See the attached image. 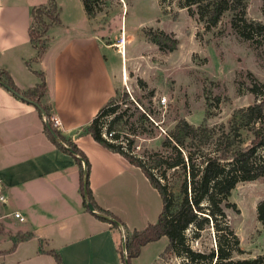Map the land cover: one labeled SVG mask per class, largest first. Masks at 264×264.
<instances>
[{"label":"crops","instance_id":"crops-1","mask_svg":"<svg viewBox=\"0 0 264 264\" xmlns=\"http://www.w3.org/2000/svg\"><path fill=\"white\" fill-rule=\"evenodd\" d=\"M48 1L0 0V70L6 69L22 91L45 81L40 103L47 108L41 113L0 84V180L8 195L0 201V264H56L50 250L61 255L62 264H123L115 228L141 229L151 222L147 213L154 186L139 166L86 129L118 93L128 58L117 49L121 66L107 60L104 45L113 43H104L100 12L90 15L83 0H72L69 21L61 18L50 26L46 49L38 56L29 33L32 10ZM51 115L59 117L57 128L88 156L94 197L121 218L119 225L87 205L76 158L46 131V116ZM16 210L25 220L14 215ZM30 232L14 245L17 234Z\"/></svg>","mask_w":264,"mask_h":264},{"label":"rangeland","instance_id":"rangeland-1","mask_svg":"<svg viewBox=\"0 0 264 264\" xmlns=\"http://www.w3.org/2000/svg\"><path fill=\"white\" fill-rule=\"evenodd\" d=\"M56 1L60 17L69 21L74 13L72 0ZM83 1L94 13L100 12V36L104 43H113L104 45L111 64H122L121 50L115 42L125 31L123 54L128 58L124 62L128 73L119 83L117 98L131 114L125 130L134 138V151L161 149L164 136L182 117L193 125L227 127L235 109L264 97V39L243 38L232 25V9L224 11L216 25L205 29L203 21L189 14L184 0ZM244 2L249 19L264 21L263 0ZM158 31L175 37L176 47L159 48L149 34ZM125 92L129 97H124ZM163 96L165 102H161ZM143 113L147 119L141 116ZM243 137L248 142L250 135L244 131ZM263 197L264 173L237 182L231 190L228 199L235 206L226 207V212L243 250L234 257L264 256V226L256 212V204ZM160 209V195L152 187L147 218L154 222ZM133 221L142 224L137 218ZM115 231L118 244L124 248L126 236L117 227ZM210 243L212 235L204 234L193 241V246L201 249ZM166 245L164 236L154 240L140 250L133 264H181L179 256L163 252Z\"/></svg>","mask_w":264,"mask_h":264},{"label":"trees","instance_id":"trees-1","mask_svg":"<svg viewBox=\"0 0 264 264\" xmlns=\"http://www.w3.org/2000/svg\"><path fill=\"white\" fill-rule=\"evenodd\" d=\"M84 4L92 15L94 11L87 2ZM184 4L189 14L203 21L205 29L216 25L223 12L232 9V25L243 38L264 39V21L246 16L244 0H184ZM32 13L29 33L38 47V56H41L46 49L48 29L61 22L60 10L56 0H49L46 4L35 6ZM262 13L264 15V0ZM158 32L149 34L159 48L172 50L176 47L178 41L175 37L164 31ZM0 79L37 101L46 90L43 81L34 88L22 91L6 69L0 70ZM137 80L144 84L141 78ZM149 91L153 95V90ZM117 95L111 96L99 108L86 131L102 145L120 152L139 166L161 197L156 221L141 229L125 225L127 255L121 245L117 246L123 264H133V257L139 254L142 245L162 235L168 239L163 252L179 256L181 264L264 263L262 255L234 257V253L243 250L226 212V207L235 206L228 197L236 183L264 173V97L235 109L227 127L193 125L187 119L179 118L164 136L161 149H145L138 153L132 147L134 138L125 130L131 114H128V108L121 107ZM124 97H129V94L125 92ZM43 108L47 110L46 106ZM141 116L147 119L144 113ZM46 131L61 149L76 158L80 167V188L87 205L92 203L100 211L101 218L117 226L122 222L121 218L100 206L94 197L90 186L91 163L86 153L71 136L63 134L50 121L46 123ZM244 131L250 135L248 142L244 140ZM256 212L264 226V197L256 204ZM31 234H17L14 245ZM204 234L212 235V244L195 248L193 241ZM50 251L56 256V264H62L61 255L55 250Z\"/></svg>","mask_w":264,"mask_h":264},{"label":"built area","instance_id":"built-area-1","mask_svg":"<svg viewBox=\"0 0 264 264\" xmlns=\"http://www.w3.org/2000/svg\"><path fill=\"white\" fill-rule=\"evenodd\" d=\"M125 42H126V35H125V31L122 30L120 35H119V37H118V40L115 42V45L117 46V48L119 50H121L122 53L124 52ZM122 48H123V50H122ZM161 102H165V97L164 96L161 98ZM46 120L50 121L56 127H58L60 125V119H59V117L57 115L46 116ZM7 198H8V195L3 190L2 183H1V180H0V201L5 202V201H7ZM14 215L17 218H19L20 220H25V216L18 210L14 211ZM120 226L122 227V232H123V235H124V238H125L126 234H124V232H125L124 231V227H123L122 224H120ZM124 252L127 255L126 247H124Z\"/></svg>","mask_w":264,"mask_h":264},{"label":"water","instance_id":"water-1","mask_svg":"<svg viewBox=\"0 0 264 264\" xmlns=\"http://www.w3.org/2000/svg\"><path fill=\"white\" fill-rule=\"evenodd\" d=\"M0 82H1L5 87H7L9 90H11L13 93H16L18 96H20L22 99L27 100V101H29V102L35 104V105H36L37 107H39L42 111H44V108H43L42 104L40 103V101H37V100H35V99H32L31 97H28V96H26V95H25L24 93H22V92H18V91L16 90V88H14L13 86H11V85H10L9 83H7L6 81H3V80L0 79ZM88 206H89V208H90L91 210L95 211V207H94V205H93L92 203H89Z\"/></svg>","mask_w":264,"mask_h":264},{"label":"bare ground","instance_id":"bare-ground-1","mask_svg":"<svg viewBox=\"0 0 264 264\" xmlns=\"http://www.w3.org/2000/svg\"><path fill=\"white\" fill-rule=\"evenodd\" d=\"M125 44H126V42H125ZM123 50V49H122Z\"/></svg>","mask_w":264,"mask_h":264}]
</instances>
